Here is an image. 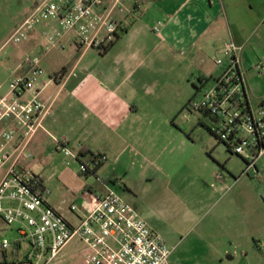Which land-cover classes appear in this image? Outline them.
Wrapping results in <instances>:
<instances>
[{
	"label": "crops",
	"instance_id": "1",
	"mask_svg": "<svg viewBox=\"0 0 264 264\" xmlns=\"http://www.w3.org/2000/svg\"><path fill=\"white\" fill-rule=\"evenodd\" d=\"M40 1L29 0L24 13ZM249 12L258 17L245 27L242 16ZM116 17L123 29L105 53L84 48L71 34L63 39L62 47L43 45L45 25L31 34L29 44L38 50L46 70L37 86L38 96L51 107L45 129L31 143L34 152L43 156L47 138L55 146L52 135L67 137L76 151L106 156L97 173L109 159L124 160L127 165L126 160L141 159L144 173H158L173 157L178 143L173 119L176 107L170 96L180 94L178 88L186 80L194 87L200 78L201 85L211 79L214 84L226 67L216 62L219 52L231 39L244 45L239 67L249 104L257 107L264 102V92L257 93L247 76L248 68H258L264 58V0H126L124 11ZM70 72L76 75L66 78ZM59 74L65 78L57 79ZM200 112L211 120L209 114ZM180 142L190 144L183 137ZM263 159L259 170L264 168ZM208 206L207 230L216 245L222 244V248L216 247L215 260L224 264L239 254L248 258L242 240L245 236L255 239L259 229L252 222L244 228L243 219L236 214L242 201L216 200ZM137 211L157 231L150 217ZM255 246L263 250L259 240Z\"/></svg>",
	"mask_w": 264,
	"mask_h": 264
},
{
	"label": "built area",
	"instance_id": "2",
	"mask_svg": "<svg viewBox=\"0 0 264 264\" xmlns=\"http://www.w3.org/2000/svg\"><path fill=\"white\" fill-rule=\"evenodd\" d=\"M125 1L41 0L12 39L21 42L45 25L43 36L50 48L62 47L63 39L71 34L84 48L102 49L123 29L116 14L124 11ZM243 49L244 45L234 39L225 42L228 65L200 100L192 99L191 106L209 114L211 130L219 141L242 156L247 169L255 168L260 174L257 166L264 156V102L252 107L247 99L239 67ZM41 59L40 54L27 55L18 67L20 73L10 79L9 89L3 93L0 87V218L8 226L17 224L19 232L15 240L0 239V264L9 263L8 250L16 254L25 243L27 261L50 264L76 237L90 250L88 264H169L173 248L112 187L106 186L102 194L91 193L84 215L77 213L76 204H72L70 212L76 220L50 202L44 178L29 165L34 157L31 143L45 129L51 109L38 96L37 86L44 74ZM216 62L223 64L225 60L218 57ZM257 67L264 68V58ZM70 75L76 72L66 74V78ZM56 78H65V74ZM52 137L56 151L78 161L80 151L67 137ZM89 169L91 163L82 161L81 171Z\"/></svg>",
	"mask_w": 264,
	"mask_h": 264
},
{
	"label": "rangeland",
	"instance_id": "3",
	"mask_svg": "<svg viewBox=\"0 0 264 264\" xmlns=\"http://www.w3.org/2000/svg\"><path fill=\"white\" fill-rule=\"evenodd\" d=\"M28 2L0 0V86L3 93L9 89L10 79L20 73L18 67L25 57L39 54L30 46V37L21 42L12 39L17 27L32 11L24 13ZM257 17L256 12L246 13L242 16V23L245 27L250 26ZM41 41L46 45L44 37ZM250 55L255 53L250 52ZM219 57L227 66L230 57L224 51L219 52ZM247 76L257 93H263L264 68H248ZM197 85L200 89L186 80L178 88L180 94L170 96V103L176 107L173 119L175 141L178 143L173 157L158 173H144L141 159L126 160L130 165L124 160L116 163L109 159L96 175L83 176L81 162L56 151L52 138L46 139L43 156L31 149L34 157L29 162L34 172L44 178L52 203L73 220L76 219L70 212L72 204H76L77 213L84 215L88 211L86 203L91 193H105V184H110L137 210L150 217L151 225L173 248L169 264H222L215 260L216 247L222 248V244L216 245L207 230L210 219L208 205L211 201L228 202L237 198L242 201V209L236 213L238 218L243 219L245 229L250 227L249 222L257 225L258 238L245 236L242 240L249 252L248 258L239 254L236 260L224 264H264V168L260 167V174L255 168L247 169L242 156L219 142L211 130V120L188 105L191 97L200 100L203 93L213 86V80L203 85L198 81ZM175 90L173 88L174 93ZM182 137L187 138L190 144L181 143ZM91 166L94 167L93 164ZM17 228V224L8 226L0 218V239H17ZM256 240L263 245L262 251L255 246ZM26 251V243L16 254L8 250V264H32L24 257ZM89 252L86 243L76 237L50 264H88Z\"/></svg>",
	"mask_w": 264,
	"mask_h": 264
},
{
	"label": "trees",
	"instance_id": "4",
	"mask_svg": "<svg viewBox=\"0 0 264 264\" xmlns=\"http://www.w3.org/2000/svg\"><path fill=\"white\" fill-rule=\"evenodd\" d=\"M119 37L120 36L117 35V37H116V39L114 41H112L110 44H108L104 48L100 49L101 52L102 53L107 52L112 47V45L115 43V41L119 39ZM200 81H203L202 78H200ZM204 81H207V79H205ZM195 87H196V89H200L197 86H195ZM191 101H192V99L188 102V105H191ZM229 150H231V149L229 148ZM102 156L103 155L100 154V153H93V152H90V151H87V150H85V151L81 150L80 153H79V157L80 158H78V161L82 162L84 159H87V162H90L91 165L93 164V166H94L92 169H89L86 172L81 171V175H83V176L96 175L98 170L102 167L104 161L106 160V159L105 160H101L100 158Z\"/></svg>",
	"mask_w": 264,
	"mask_h": 264
},
{
	"label": "water",
	"instance_id": "5",
	"mask_svg": "<svg viewBox=\"0 0 264 264\" xmlns=\"http://www.w3.org/2000/svg\"><path fill=\"white\" fill-rule=\"evenodd\" d=\"M263 201H264V197H263Z\"/></svg>",
	"mask_w": 264,
	"mask_h": 264
}]
</instances>
